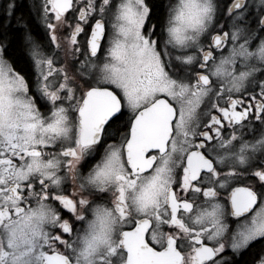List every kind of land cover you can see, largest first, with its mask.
<instances>
[{
    "label": "snow or ice",
    "instance_id": "obj_1",
    "mask_svg": "<svg viewBox=\"0 0 264 264\" xmlns=\"http://www.w3.org/2000/svg\"><path fill=\"white\" fill-rule=\"evenodd\" d=\"M19 7L0 264H264V0Z\"/></svg>",
    "mask_w": 264,
    "mask_h": 264
},
{
    "label": "trees",
    "instance_id": "obj_2",
    "mask_svg": "<svg viewBox=\"0 0 264 264\" xmlns=\"http://www.w3.org/2000/svg\"><path fill=\"white\" fill-rule=\"evenodd\" d=\"M20 4V7L17 9L18 13H23L25 16L28 15V8H27V0H22ZM3 17L2 15L0 16V20H2ZM13 39H14V43L19 44L21 41V33L19 31H15L13 32Z\"/></svg>",
    "mask_w": 264,
    "mask_h": 264
},
{
    "label": "flooded vegetation",
    "instance_id": "obj_3",
    "mask_svg": "<svg viewBox=\"0 0 264 264\" xmlns=\"http://www.w3.org/2000/svg\"><path fill=\"white\" fill-rule=\"evenodd\" d=\"M21 2H22V0H18V3H21ZM27 2H28V0H27ZM5 3H6V0H0V13H2Z\"/></svg>",
    "mask_w": 264,
    "mask_h": 264
}]
</instances>
